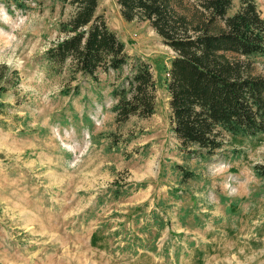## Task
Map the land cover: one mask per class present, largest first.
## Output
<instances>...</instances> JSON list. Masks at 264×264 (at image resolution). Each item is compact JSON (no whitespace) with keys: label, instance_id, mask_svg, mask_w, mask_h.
<instances>
[{"label":"rangeland","instance_id":"1","mask_svg":"<svg viewBox=\"0 0 264 264\" xmlns=\"http://www.w3.org/2000/svg\"><path fill=\"white\" fill-rule=\"evenodd\" d=\"M41 1L10 12L0 0V264H264L254 171L264 135L223 132L208 156L185 148L170 128L162 76L173 49L147 20L98 0L96 12L158 80L152 114L117 119L112 90L127 84L129 64L99 69L97 79L54 71L44 51L72 6ZM255 2L264 16V0ZM195 6L181 0L178 10ZM237 55L264 73V54ZM76 82L78 93L60 92ZM177 164L196 177L184 179Z\"/></svg>","mask_w":264,"mask_h":264},{"label":"trees","instance_id":"2","mask_svg":"<svg viewBox=\"0 0 264 264\" xmlns=\"http://www.w3.org/2000/svg\"><path fill=\"white\" fill-rule=\"evenodd\" d=\"M31 1L5 0V4L12 12L31 7ZM52 1L72 6L68 17L59 20L63 35L44 51L53 70L65 67L71 79L78 73L97 79L99 69L129 64L127 84L112 90L116 118L152 114L158 80L151 64L130 56L124 41L96 12L98 0ZM116 2L125 19L147 20L174 51L162 76L169 96L170 128L185 148L192 145L191 152L208 156L222 146L223 132L232 137L264 135V73H251L249 62L237 55L264 54V16L255 0H240L232 11V0H196L193 12L179 11L181 0ZM79 84L63 86L60 92L78 93ZM5 104L0 100V108ZM177 167L184 179L196 177L192 170ZM254 171L263 179L264 190V160L254 165ZM234 205L231 201L227 209L232 211ZM98 235L91 233V243Z\"/></svg>","mask_w":264,"mask_h":264}]
</instances>
